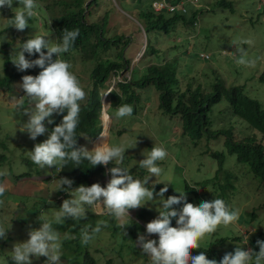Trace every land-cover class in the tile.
<instances>
[{
  "label": "clouds",
  "instance_id": "1",
  "mask_svg": "<svg viewBox=\"0 0 264 264\" xmlns=\"http://www.w3.org/2000/svg\"><path fill=\"white\" fill-rule=\"evenodd\" d=\"M219 1L138 0L141 5L149 6L156 14L181 15L185 16L186 19H193L192 25H187L182 21L177 22L172 27L176 30H183L178 25L179 23L186 26L184 30L198 27L201 16L213 11L212 3L219 5ZM14 3H18L19 7L15 11L14 17L9 19V25H13L18 31H23L29 27L30 19L38 15L36 0H0V11L5 7L12 8ZM88 3L89 1H87L85 6ZM232 3L233 8L234 5L237 6V2L232 1ZM263 5L264 0H260L258 8H262ZM41 6L42 4L39 2V11ZM219 8L227 9L229 7L224 8L219 5ZM233 8L229 9L233 11ZM11 12L10 10L9 17ZM194 13H196L195 19L192 17ZM48 15L49 12L46 14V19H48ZM241 17L246 18V15L241 14ZM42 18L46 20L43 16ZM42 26H44V22H42ZM143 30L147 35L145 27ZM78 36V30L65 29L59 38L56 30L57 41L55 40L53 43L52 37L47 33L31 35V38H28L26 42L16 45V49L10 59V65L13 68L16 67V72L33 73V75H22L19 80L14 82V84L18 83L21 89V96L16 100L14 108L19 114L27 116V121L21 124L20 130L27 133L29 139L36 141L38 137L47 134V138L43 142L36 143L33 150L30 151L32 163L38 165L37 171L39 166L42 169L54 166L59 173L60 169L66 167L69 162L79 166L85 160L89 162L91 167L103 166V170L100 173L101 178L91 186H88L89 181H87L84 185L72 188L74 183L72 179L60 177L55 190L57 191L60 205L66 195L68 198L63 201L60 210L55 214V223L66 221L68 224L67 218L83 221L78 227L84 229L85 232L86 230L87 232L92 231V235L86 233L83 236L85 243L89 242L87 246H90V243L99 235L105 234L108 230L110 233L111 230L112 233L108 235L109 238L102 246L90 247V253L98 258L101 263H107L108 261H113V259L122 263V260L127 256L131 261L128 264H264V240H257L258 253L252 251V245L249 242L250 246L248 247H251L249 250L244 249V247H237L234 252L226 253L224 256L220 255L216 250L212 258H208L204 252L192 255L193 249L208 247L201 245V241L206 235L217 236L216 230L218 226L233 224L239 219V212L230 208L220 198L204 201L195 206L193 203L188 202L187 195H175L170 190V175L166 174L168 168L164 166V162H159V165L165 169L163 174L165 177H163L161 175L163 170L157 163L165 160L168 155L167 150L162 146H154L148 155L137 164L140 170H133L135 176L137 175L143 179L134 178L128 168L120 166L124 162L125 151L128 148L110 143V128L115 123L110 112L113 108H117L114 114L116 119L132 116L133 112L137 110L135 105L137 94L131 101H125L126 96L124 95L131 94L132 90L140 92L145 90L147 86L143 89L133 86L132 89L129 88L130 92H124L127 88L124 85L131 83L135 79V77L133 79L131 77V72L133 71L132 63L126 58V66L124 65L119 71L112 72L102 84L92 77L94 64L90 60L92 68L89 72L88 80L92 88H87L84 82L79 80L71 71L74 65L71 55L76 50L72 51L70 49ZM147 38L150 40L148 35ZM147 47L148 44L146 43L142 55L147 52ZM3 51L2 49L0 53H3ZM239 52L240 59L238 64H236L235 61L231 62L235 57V53L232 52L231 58L230 54L225 53L223 48L222 54L225 62L236 66L239 64H245L244 67L246 65L254 66L255 62L252 59L248 61L243 58L246 55L244 49H240ZM25 53L29 57L38 54V58L27 59ZM54 54L55 59L53 58ZM187 55L191 63L201 60L206 63L213 57L207 49L200 53L199 57L201 60L193 58L188 51ZM74 56L78 55L74 54ZM5 60L6 56L3 57L4 63ZM86 61L80 60V62ZM224 64L226 63L217 66L218 75L212 77L214 79L212 83L215 82L218 85L223 83L228 86L225 79H218L221 67ZM188 69L191 70V67L188 66ZM139 73L140 71L136 73V76ZM263 76L264 71L259 76V86L261 87L264 83L262 81ZM13 88L14 85L11 88H0V93L2 94V90H12ZM102 88L104 93L100 91ZM91 91L99 93L101 101L100 123H96L95 131H82L78 135L77 128L80 124L81 107L90 96ZM113 93L120 97L114 101L115 104L112 102L113 99L111 100ZM1 102L0 96V104ZM129 102H132L134 107L128 104ZM261 102L264 104V99ZM157 106L161 109L159 97ZM219 109L222 110L223 107L220 106ZM57 116L62 117L58 124L55 120ZM179 118L182 121V136H188L189 132H184L183 119L181 117H176L175 119L179 120ZM232 118H237L244 126V129H246L248 124L244 120L238 116H233ZM49 125L55 126L50 129ZM230 126L234 127L233 125ZM214 139L217 140L219 137H212L208 141L212 142ZM77 142L79 147H77ZM216 143L218 141L206 146V148L211 146L208 152L216 150V146H213ZM208 152L205 155H210ZM110 162H114L116 166L110 168ZM245 168L246 171L249 170L246 166ZM107 170L110 176L106 173ZM149 173L151 174L150 176ZM153 176L156 178L160 177L157 180H163L164 183L149 184ZM258 184L264 187L261 183ZM192 188L197 192L195 187H189V190H192ZM5 191L4 185L0 183V196ZM59 191L67 193H59ZM165 195L173 196H169L165 200ZM195 196L198 199L203 198L201 194L198 195V192ZM150 200L152 208L149 206V210L145 205ZM154 204H157L158 207H154ZM96 205H99V210H97ZM131 209H134V216H130L129 210ZM92 214L97 215V224L89 220ZM125 218L128 219L125 221ZM111 220H113V223ZM41 221V226L38 229L30 230L28 232L29 238L24 242L15 244L12 251H10L7 244L11 239L6 235L9 227L0 223V264H33V257L37 259L43 257V261H46L47 264L67 263L65 259H61L62 241L59 233L53 227V221L48 219H41ZM131 221H136L146 231L132 229L130 226ZM117 227L120 228L118 229ZM104 230L105 232L101 233ZM116 231H121V233L114 235L113 232ZM128 239L132 242H129ZM248 239L249 237L245 235L244 240L248 241ZM115 241H119L120 245L118 247H116ZM226 242H228V238L224 243ZM135 243L139 247L138 249L133 248ZM103 246H109L107 253L104 252Z\"/></svg>",
  "mask_w": 264,
  "mask_h": 264
},
{
  "label": "rangeland",
  "instance_id": "2",
  "mask_svg": "<svg viewBox=\"0 0 264 264\" xmlns=\"http://www.w3.org/2000/svg\"><path fill=\"white\" fill-rule=\"evenodd\" d=\"M232 1L237 2V6L234 5L233 8L235 13L229 8L221 9L218 4L212 3L214 10L201 16L198 27L184 30L186 26L179 23L178 25L183 30L172 28L169 32L160 30L155 34L154 32L147 33L151 41L148 40L143 30L144 24L138 18L139 9L142 6L140 4L137 5L135 0H99L95 11L92 14H88L90 11L87 9L86 14L91 22L100 21L104 14H108L106 33L108 37L116 34L133 37L132 44L123 52L125 58H128L132 63V79L138 71L143 72L144 68L150 65L151 62L152 64L163 65L169 61H173V59H178L179 76L182 79L183 88L188 83L192 84L193 89L199 84L204 88H211V83L214 81L212 77L218 75L217 66L226 63L221 67L218 79H225L228 86H243L247 94L261 101L264 99V83L262 87L259 86V76L264 71V5L262 8H258L260 0ZM57 2L58 0H41L40 4L50 6L48 19L43 20L42 13L36 10L38 13L37 17H35L36 20L29 22V27L23 31H18L13 25H9V19H12L8 16L10 13L9 8L4 12L0 11V51L5 48L3 53H0V79L5 74L3 57L6 56L7 51L11 57L16 49V45L21 43L20 40L22 38L31 37V35H36L37 33H47L52 37L53 43L55 40L57 41L54 25V18L59 13L56 7ZM95 7L93 6L91 9ZM241 14L246 15V18L241 17ZM41 21L44 22V26H42ZM146 43L150 44V47L142 55ZM223 48L225 49V53L230 54L231 58L232 52L235 53V57L231 62L235 61L236 64H238V60L240 59L239 50L244 49L246 55L243 58L248 61L252 59L255 62L254 66L246 65L244 67L245 64H239L238 66L234 64L229 65L228 62H225L222 54ZM205 49L213 56L206 63L199 57L200 53L205 51ZM187 51L189 54H192L193 58L201 61L191 63ZM118 53L119 50L111 49L102 52L101 55L105 58L117 59ZM189 63L191 64L189 65ZM73 64L71 71H73L79 80L84 82L87 88L91 89L92 86L88 79L92 62L90 60L80 62L79 57L74 56ZM188 66L191 67V70L188 69ZM100 91L104 93L103 88ZM1 92L0 138L8 143L6 153L13 160L10 162L8 158L6 167L12 168L16 176L12 175V177H9L8 175H3V185L6 191L0 196V223L9 227L6 235L11 239L7 244L10 251H12L15 244L24 242L29 238L28 232L30 230L38 229L41 226V219L53 221L61 205L60 201H58L57 191H55L59 181L57 179L58 170L54 166L43 169L39 166V170L37 171L38 165L28 163L30 151L33 150L36 143L43 142L47 138V134L33 141L29 139L27 133L20 130L21 124L27 121V116L19 114L14 108L16 100L21 96V89L18 83L14 84L12 90H2ZM135 92L137 94L135 103L137 110L133 112L132 116L116 119L114 114L117 108H113L110 112L112 120L115 121L110 128V143L128 148L125 151L124 162L120 166L128 168L134 178L143 179L137 175L135 176L133 170H140L137 164L148 155L154 146L164 147L168 155L165 160L158 161L157 163L159 165V162H164V166L168 168L166 174L170 175V190L175 195H187L188 202L193 203L195 206L204 201L220 198L230 208L239 212V219L237 221L227 226H218L216 230L217 236L212 237V234L206 235L202 239L201 245L214 241L215 246L213 248L220 255L224 256L226 253L234 252L237 247H244V249L249 250L251 248L248 247L250 246L249 242L255 238L260 237L264 239V187L252 179L253 174H246L245 169L237 165L235 155L229 156L230 160L227 169L233 173L234 184L237 186V189L228 194V198L219 196V186L226 181L225 171H221L219 176H215L218 165L216 160L210 155H202L201 157H197L195 161L190 162L188 156L193 150L191 146L195 144H186L184 139L189 137L182 136L181 119L177 120L174 116L164 114L157 106L158 95L154 86H148L145 90ZM128 104L134 107L132 102ZM228 122L234 126V135L237 140H241L243 137L252 134V132L245 133L242 131L244 130V126L237 118H231ZM258 140H261V138L259 137ZM199 141L202 143V146L211 145V142L204 137ZM217 141L218 143L213 144V146L219 145V150L223 151L224 140L219 138ZM262 142L264 144V140ZM210 148L211 146L206 150L209 151ZM22 158L27 159L26 162L22 161ZM109 166L111 168L116 165L114 162H110ZM159 166L163 170L161 174L163 176L165 169L161 165ZM6 170L8 171L7 168ZM25 172H29L31 176L26 179L18 178L17 174ZM106 173L109 174L108 170ZM159 178L155 176L151 177L149 184L164 183L163 180H157ZM204 181L206 184H202ZM189 187H195L198 195L201 194L203 198L198 199L195 196L196 190H189ZM169 196L165 195V200ZM150 204L151 200L147 201L145 205L149 210L150 207L152 208ZM96 206L97 210H99V205ZM153 206L158 207L157 204ZM34 208H37V212L36 214H31L30 212ZM156 210L158 211V209ZM129 213L130 216H134V209L129 210ZM251 214H255L256 217L252 218ZM127 219L125 218V221ZM247 219H250V221ZM54 224L59 225V223L55 222ZM79 224L80 219L72 218L68 226L69 228L78 229ZM68 231L65 230L61 239L62 257L66 260H69L71 256V250L69 249L71 245L69 244V247L66 246L68 243ZM104 232L105 230L101 233ZM110 233H112L111 230ZM110 233L108 230L105 234L99 235L90 243V247L96 248L102 246L109 238L108 235ZM113 233L114 235H119L121 231ZM244 234L249 237L248 241L244 240ZM220 238H228V242L218 243V239ZM128 241L132 242L130 239ZM115 245L118 247L120 245L119 241H115ZM103 249L107 253L109 246H103ZM253 249L252 246V251ZM32 259L33 264H47L46 261H43V257L39 259L33 257ZM129 262L131 263L130 259L126 256L122 260V263H119L128 264Z\"/></svg>",
  "mask_w": 264,
  "mask_h": 264
},
{
  "label": "trees",
  "instance_id": "3",
  "mask_svg": "<svg viewBox=\"0 0 264 264\" xmlns=\"http://www.w3.org/2000/svg\"><path fill=\"white\" fill-rule=\"evenodd\" d=\"M41 0H36L38 12L41 11L42 15L46 19V14L49 12V5L41 6L39 11V2ZM89 1L88 5L85 4ZM135 2L140 4L138 0ZM99 0H58L56 7L58 8V15L54 18L55 29L57 30L58 36L62 35L63 30H78L79 36L76 39L73 47L70 49L75 51L71 57L74 58V54L78 55L81 61L91 60L94 64L92 77L99 83H103L110 74L114 71H119L126 64V58L123 55L124 50L132 44V38L124 34H116L111 37L106 35L108 26V14H104L100 21L91 22L87 18V9H89L88 14H92L97 8ZM219 5L224 8H233V3L230 0H220ZM96 6L94 9H91ZM139 10L138 18L142 21L145 26L147 33L154 32L158 33L160 30L164 32H169L170 29L177 23L182 21L187 25H192L193 19H186L185 16L181 15H167L165 13L156 14L149 6L144 4ZM19 7L18 3H14L12 8H9L12 12L10 17L13 18L15 11ZM7 7L2 9L5 11ZM45 12V14H44ZM107 12V11H106ZM105 12V13H106ZM37 16H34L30 21L36 20ZM40 17V16H38ZM194 19L196 13L192 16ZM47 20V19H46ZM31 37L24 38L21 43L26 42V40ZM46 39H48L46 37ZM11 44V43H10ZM8 44V45H10ZM150 47L148 44L147 49ZM129 48V47H128ZM111 49L119 50L117 59L105 58L101 55L104 51H109ZM5 50V48L3 49ZM153 51L155 49L152 48ZM46 51V50H44ZM27 59H36V56L29 57L25 53ZM63 57V55H61ZM55 59V54L53 56ZM11 57L7 51L6 60L4 63V76L0 79V88H11L14 82L19 80L22 75H33L31 72H16V67L13 68L11 63ZM179 61L178 59H173L163 65L150 64L144 68L143 72H140L135 79L129 84L124 85L127 87L124 92H130L129 88L132 89L133 86H138L140 89L146 86H154L156 93H158L160 107L163 109L165 114L174 117H181L183 119L184 132H189L188 137L185 138L187 145L193 143L195 145L191 154L188 156L190 162L195 161L197 157L205 155L208 150L205 146H202L200 139L203 137L206 139L212 137H219L224 139L223 151H220L219 145H216V150L213 152H208L216 160L218 168L216 170V177L219 176L221 171H225L226 181L224 184L220 185V194L228 198V194L232 193L237 189L234 184V175L227 169L229 164V156L237 155V165L243 167L246 171L245 166L249 169L245 173L250 175L253 174L252 179L261 183L264 186V105L257 99L249 96L242 86H227L222 83L218 85L217 83H212L211 88H204L201 84L197 85L195 89L192 88V84L188 83L184 88L182 86V79L180 78L179 71ZM264 82V76L262 77ZM237 87V88H234ZM131 94L126 96L125 101H131L135 98L136 93L134 90ZM120 98L119 95L113 93L111 95V100L114 103L116 99ZM222 106L223 109L220 110L219 107ZM227 107V109H225ZM100 110L101 101L99 93L96 91H91L90 96L87 98L86 102L81 107L80 113V124L77 128L78 135L80 132L84 131H95L96 123H100ZM66 114V113H65ZM233 116H238L244 120L248 125L246 129L242 130L245 133L252 132L251 135L243 137L241 140L235 138L234 132L235 128L229 125V122ZM62 119L61 116L55 117L56 123L58 124ZM55 125H49L51 129ZM261 140H258V138ZM218 140V139H217ZM216 139L211 143L217 142ZM199 141V142H198ZM77 147L79 143L77 142ZM8 150V143L0 138V183L3 184V175H8L9 177L16 176L13 173L12 168L6 167L8 161L12 162V158L6 153ZM27 159L22 158V161L26 162ZM29 164H33L30 159H28ZM8 171L6 170V168ZM103 170L102 165L96 167H91L88 161H83L79 166L72 162H69L66 167L60 169L57 177H67L74 181L72 188L84 185L89 181L91 186L93 183L101 178L100 173ZM18 178L26 179L30 177L29 172L17 174ZM93 179V180H92ZM91 181V182H90ZM210 183V182H209ZM204 184H206L204 182ZM103 186V185H101ZM152 188V187H151ZM157 189V187H155ZM192 191L195 189L192 188ZM67 193L64 191H59V193ZM195 194L197 192L195 191ZM61 202V205L65 199ZM37 208L32 209L31 214H36ZM89 220L94 221L97 224V215H90ZM255 218V214L250 215ZM95 219H94V218ZM244 218V216H243ZM67 218V222H69ZM250 221V219H247ZM53 227L59 233L62 239L65 230L67 232V244L66 246L71 247V256L69 260H66L68 264H120L116 259L113 261H108L107 263L99 262V259L94 257L90 253L89 244L85 243L83 236L87 233L92 235L91 232H85L84 229L79 228H69L66 221H62L59 225L54 224ZM83 221H80L82 223ZM113 223V220H111ZM80 225V224H79ZM130 226L132 229H137L146 231L142 226H140L136 221H131ZM118 229L120 227H117ZM134 232V230H132ZM227 238H222L218 240V243H224ZM257 240H264L260 237L253 239L250 244L253 246V251L257 252L258 245ZM208 247H201L200 249H193L192 255H198L200 252H204L208 258L213 257L215 249L214 241L207 242L203 244ZM134 249L139 247L135 243L133 245ZM221 260V259H220ZM217 260V261H220Z\"/></svg>",
  "mask_w": 264,
  "mask_h": 264
}]
</instances>
